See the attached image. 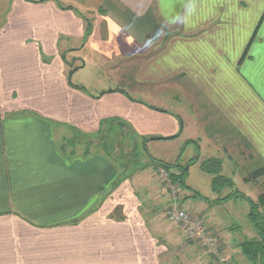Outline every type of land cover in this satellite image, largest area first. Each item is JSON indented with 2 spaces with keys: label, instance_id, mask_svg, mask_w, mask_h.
<instances>
[{
  "label": "crops",
  "instance_id": "obj_1",
  "mask_svg": "<svg viewBox=\"0 0 264 264\" xmlns=\"http://www.w3.org/2000/svg\"><path fill=\"white\" fill-rule=\"evenodd\" d=\"M10 3L0 22V264H171L184 241L165 218L175 198L141 191L142 166L125 171L91 146L68 151L66 124L90 133L119 117L140 139L177 135L159 140L176 146L175 161L220 158L231 179L253 165L250 183L264 167V0Z\"/></svg>",
  "mask_w": 264,
  "mask_h": 264
},
{
  "label": "rangeland",
  "instance_id": "obj_2",
  "mask_svg": "<svg viewBox=\"0 0 264 264\" xmlns=\"http://www.w3.org/2000/svg\"><path fill=\"white\" fill-rule=\"evenodd\" d=\"M10 2L11 0H0V22L5 16V13L11 4ZM84 11L86 12V16L92 18L93 13L90 14V12H87L85 9ZM117 71L119 75L116 74V78L119 80L120 71L119 69ZM86 77H88L87 80L92 79V75H87ZM74 79L77 80L76 77ZM179 80L181 79L175 77L170 81L176 82ZM112 81H114L113 77ZM169 91H171V89L165 91V93L167 94ZM174 91L176 90L173 88L171 92ZM153 92L157 95V91L154 90ZM162 92L163 90H161V93ZM160 103L163 104L161 101ZM66 128L70 133L74 134L70 140L68 139V151L73 148L70 143H72V145L80 144L82 150L84 151L90 149L91 146V149L104 150L108 152V155L113 157V159L120 163V165L122 164L126 167L125 171H127L129 168H133L131 171L135 173L134 169L142 166V171L135 174L137 179L140 178L137 185L138 187L142 188H140V190L142 191L144 189L143 184L146 183V185L149 187L147 196H171L172 198H175V201H177V203H175V201L172 200L173 207L166 211L167 213H165V218L168 217L169 212L173 209L190 210V212L196 215V217L202 218L204 220V222L208 225L210 232L212 231L211 234L213 238L218 240L220 249L223 246L225 252L224 253L219 249L218 252L213 253L207 244L205 245V243H202L200 240L195 238L190 242L187 237V239L185 238L182 225L175 221L179 224L182 230L184 241H181L182 244L178 243L180 244V247L175 248L174 246L172 248L171 251L174 253L168 257L169 260L171 259L169 261L171 264H217L218 262L222 264H230L232 261H236L240 264H250L246 256L242 254L241 250L236 248L235 242L236 240H243L245 237H251L253 235V230L248 219V213L251 210L249 200L257 201L259 196L264 192V185L261 183H246L242 179L243 175H247L253 170V168H251L253 165L241 168L236 171L232 177L233 186L224 188L221 193H216L212 189L213 175L202 171L199 167L201 162L204 160V158L200 156L201 158H199L195 164L191 165L186 182L191 187V192L193 194L194 192H199L204 196V198L202 199L198 197L197 199H186L189 190L183 189L179 185L175 184L171 180L170 176H168V181H170L169 183L160 175V172L155 170L153 166L155 165L152 161L153 158L161 159L167 162H174L178 155L177 153L174 154L176 147L175 145H164L156 139H149L145 142L144 138L148 135L140 139L136 135L133 127L118 117L113 119L112 122H110V118L102 120L100 128L97 131L90 133L82 130L81 128L74 127L71 124H66ZM152 136L150 135L149 137ZM148 142L149 145L147 144ZM59 145L60 148L62 147V149H64L66 146V144H64V147L62 146L61 140ZM190 150L194 149L191 148ZM194 155L195 153L193 151H188L183 155L181 164L185 165L186 163H189V159L193 158ZM160 169L161 168H159V170ZM174 171L177 173L180 172L178 168H175ZM222 173L226 175L225 172ZM233 191H238L240 194H243L246 199L240 197L236 200L230 199L225 202L216 203L217 198L224 197ZM184 200L186 202H184ZM260 205L261 210L264 212V202ZM202 206H207L208 212L213 213V219L219 224H214V226L211 225V216L206 214L205 211H202L200 208ZM192 207L196 208L197 211L202 212L198 213L193 210L194 208L192 209ZM163 208H167L166 203H163ZM222 222L227 225H232L230 226V228H232L231 233L229 232L228 234L222 229ZM232 236L234 237V240H232V243H230V246H228L226 239H230ZM222 253L226 254V257H224L225 261L221 255Z\"/></svg>",
  "mask_w": 264,
  "mask_h": 264
},
{
  "label": "trees",
  "instance_id": "obj_3",
  "mask_svg": "<svg viewBox=\"0 0 264 264\" xmlns=\"http://www.w3.org/2000/svg\"><path fill=\"white\" fill-rule=\"evenodd\" d=\"M70 84L74 87H78L81 89H84L82 86H78L72 83L70 81ZM108 91H121L127 94L125 90H115V89H109ZM132 98V97H131ZM119 118V117H118ZM113 119H116V117L110 118V122L113 121ZM183 127V122L181 121V129ZM177 135L167 136V137H159V136H152V137H145L144 141L146 142L149 139H156V140H162V139H173ZM196 143V142H195ZM197 144V143H196ZM146 147V146H145ZM197 150H199V145L197 144ZM108 154V152H106ZM181 157V155H180ZM113 159V157H112ZM199 159V155H196L194 158L190 160L189 163H186L185 165H182L180 163V158H178L174 162H167L161 159L153 158V163L155 165L154 168L159 171V168H164L168 175L170 176L171 180L179 185L183 189L189 190L190 187L186 183V178L188 175V166L194 164ZM115 160V159H114ZM156 166V167H155ZM187 166V167H186ZM178 168L180 172H175L174 169ZM200 168L202 171H205L211 175H213L212 178V189L216 193H221L222 190L226 187H232L233 181L231 178L225 176L222 173L223 170V161L220 158H209L206 160H203L200 164ZM246 181L253 182L254 184L261 183L264 185V167L256 169L253 173H251L250 176L246 177ZM195 198H204V196L199 192H194L192 194ZM245 198L243 194H240L237 192H231L228 195L224 197H219L216 200V203H221L228 201L230 199H238V198ZM188 197H186L187 199ZM251 205V210L248 213V219L251 224V227L253 231L255 232L254 236L251 237H245L243 240H240L238 243V246L244 256L248 259L250 264H264V212L261 210V205L264 202V192L259 196L257 201L249 200ZM212 232V231H211ZM186 238V237H185ZM187 239V238H186ZM189 240V239H188ZM190 242L193 240H189ZM221 250L224 252L223 246ZM225 253V252H224ZM232 261V260H231ZM218 262V261H217ZM222 264V263H217ZM230 264H240L238 262H231Z\"/></svg>",
  "mask_w": 264,
  "mask_h": 264
},
{
  "label": "built area",
  "instance_id": "obj_4",
  "mask_svg": "<svg viewBox=\"0 0 264 264\" xmlns=\"http://www.w3.org/2000/svg\"><path fill=\"white\" fill-rule=\"evenodd\" d=\"M160 175L168 181V173L164 168H161ZM170 183V181H168ZM173 187V186H171ZM169 218L176 221L182 225L184 229V235L189 240L194 238L200 240L202 243L207 244L213 253H216L220 249V244L216 238H213L208 225L204 222L202 218L196 217L192 214L190 210L187 209H173L168 214ZM221 250V249H220ZM226 257V254H221ZM225 261V259H224Z\"/></svg>",
  "mask_w": 264,
  "mask_h": 264
}]
</instances>
